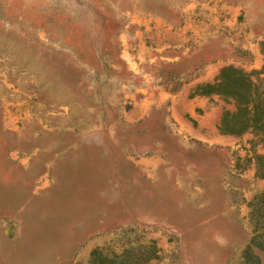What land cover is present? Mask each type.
Returning a JSON list of instances; mask_svg holds the SVG:
<instances>
[{"label":"rangeland","instance_id":"rangeland-1","mask_svg":"<svg viewBox=\"0 0 264 264\" xmlns=\"http://www.w3.org/2000/svg\"><path fill=\"white\" fill-rule=\"evenodd\" d=\"M263 41L264 0H0V264H243L264 148L193 88Z\"/></svg>","mask_w":264,"mask_h":264},{"label":"trees","instance_id":"trees-1","mask_svg":"<svg viewBox=\"0 0 264 264\" xmlns=\"http://www.w3.org/2000/svg\"><path fill=\"white\" fill-rule=\"evenodd\" d=\"M261 44L264 45V41ZM193 92L216 93L231 100L234 108L223 109L217 123L218 130L234 135L251 132L264 148V62L256 70L224 65L213 81L197 83ZM255 175L264 177V151L255 156ZM248 205L251 234L241 251V257L243 264H259L254 248L264 251V187L252 196ZM90 256L89 264H145L149 258L157 256V247L151 243L140 255L133 256L130 249H125L112 257L94 248ZM118 256L121 258L116 259Z\"/></svg>","mask_w":264,"mask_h":264}]
</instances>
